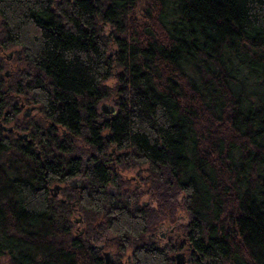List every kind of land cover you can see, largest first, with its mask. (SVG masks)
<instances>
[{"label":"trees","instance_id":"16d2710c","mask_svg":"<svg viewBox=\"0 0 264 264\" xmlns=\"http://www.w3.org/2000/svg\"><path fill=\"white\" fill-rule=\"evenodd\" d=\"M144 167L147 205L119 173ZM179 210L192 264H264V0H0V264H105L108 239L107 264H175L146 234Z\"/></svg>","mask_w":264,"mask_h":264},{"label":"rangeland","instance_id":"374dc122","mask_svg":"<svg viewBox=\"0 0 264 264\" xmlns=\"http://www.w3.org/2000/svg\"><path fill=\"white\" fill-rule=\"evenodd\" d=\"M106 29H109V28L106 27ZM12 50H14V49L5 51L2 54L3 57H4V63H5V67L2 69V73L4 72L5 74L6 73L10 74V73H12L14 71V69L16 67V63L12 59V53H13ZM8 57H10V59H7ZM113 82H114V80L110 79L106 83L108 85H110ZM19 99L21 100L22 98L19 96ZM33 105H35L37 107L36 104L33 103ZM102 105L107 106V108L108 107H114L115 112L117 111V106H116V104L113 101H111L110 99H103V100H101L99 102L98 109H99L100 113H102L104 116H107V114L105 115V112L101 109ZM29 106H32V105L27 103L26 106H25V109H28ZM36 107L34 108V110L31 112V114L28 117L32 116V118H34V119H37V117L38 118L41 117L39 115V113L37 112ZM19 108H20V106H19ZM24 112H25L24 108L23 109L20 108V110L17 113L15 119L23 118V113ZM13 125H14V122H8L7 124H5V128L6 129L10 128ZM6 131L7 130H5V132ZM19 134H22V132H19V131H15L14 132V136L18 137ZM111 149L114 150L113 156H115V155L118 156V152L116 151L115 147L114 146H112V147L110 146L109 149H108L109 153H110ZM120 169L121 170L120 171L118 170V171H119L121 177L124 179V183H123V181H121V183L124 184V187L125 188L127 187L128 189H131V190H136L138 195L141 193V195H139V203L140 204H142L144 202L148 203L149 197L146 194L147 184L144 183V177L147 175L146 172H145V167L142 168L143 171H141V168L140 169L139 168H128V169L120 168ZM77 179H79V178H77ZM77 179L73 180L74 184H77L76 186H78L80 184V182ZM55 182H53L50 185V188L54 187L58 183V182H56V183ZM59 184L62 185L63 187L68 186L71 189H75L76 188L75 185L68 184L67 182L59 183ZM51 193H52V191H51ZM57 196H59V195H57ZM79 217H80L79 214H76V213L71 216V219L74 222V227H73V234L74 235L79 234V231H80L81 228L84 229V226H83L82 222L79 223V224L76 223V220L79 219ZM165 223L167 225L169 222L166 221ZM187 223H188L187 213L185 211L179 210L178 213H177V219L175 220V224H173L175 226H174L173 231L171 233L169 232L171 226H168V225L166 227H161L160 226L158 229L155 230V232H152V230L150 232H148V233H150V236L149 237L147 236V239H149L151 241L153 239L159 238V239L164 241V237H162V233L167 231V235H166L165 240L167 239V241L170 244H174L175 241H173V240H177L176 238L186 240L185 231H184L185 228L184 227L186 226ZM105 237H109V236L106 235ZM93 243H94V245L100 244V241L97 242V243L96 242H93ZM107 243H108V245L107 246L105 245L106 246L105 251L109 252L112 256L115 257V255H116V247H115V245L111 244V241L109 239L107 240ZM176 251L174 253H176ZM178 251H185L186 252V247L184 246L182 249H178ZM131 255H132V248L129 247L127 249L124 257L122 258V261H123L122 264H129L130 259H131ZM186 256H189V254H186ZM193 258H195V256H193L191 254L189 256L188 264H192L191 260H193ZM202 263H205V262L203 261Z\"/></svg>","mask_w":264,"mask_h":264},{"label":"flooded vegetation","instance_id":"af4514ba","mask_svg":"<svg viewBox=\"0 0 264 264\" xmlns=\"http://www.w3.org/2000/svg\"><path fill=\"white\" fill-rule=\"evenodd\" d=\"M7 59H10V57H8ZM19 106H20V108L21 109H23L24 108V110H25V112L23 113V116H25V117H28L30 114H31V112L34 110V108L36 107L35 105H33V102L32 101H30V100H19ZM31 104L32 106H29V108L28 109H25V106H26V104ZM115 113V112H114ZM114 113H105V115L107 114V117H110L112 114H114ZM4 127V126H3ZM7 130V129H6ZM7 132H15L14 130H12V127H10V130H7ZM22 134H19V136H21ZM24 137H26V134H24ZM113 153H114V150H112L111 149V151H110V153H109V159H108V163L106 164V166H108V167H114L115 166V162L117 161V155H115V156H113ZM116 161H115V160ZM87 160H88V157H85V159H84V162H87ZM100 162H102V161H100ZM77 178H79V179H77ZM74 179H77L79 182H80V184L78 185V186H76L77 184H74ZM84 179H85V177L83 176V175H77V176H74V177H72V178H70V179H68V180H66V182L68 183V184H71V185H75V189H77V191H82V189L84 188V185H83V182H84ZM56 183V182H55ZM63 188V186L62 185H60L59 184V182L54 186V187H52V188H50V186H49V189H50V191H52V194L54 195V196H57L58 194H59V192L61 191V189ZM143 204V203H142ZM148 203H145V205H147ZM82 222V218H80L79 217V219H77L76 220V223L77 224H79V223H81ZM173 224H175V222H173V223H168L167 225L168 226H171V228H170V233L173 231V228H174V226L175 225H173ZM166 225V223L165 222H160V223H158L157 225H155V226H153L152 227V232H155V230L156 229H158L160 226L161 227H166L167 226ZM167 229V228H166ZM82 231H83V228H81L80 229V233L79 234H81L82 233ZM78 234V235H79ZM166 235H167V231H165V232H163L162 233V237H164V241L163 240H161V239H159V238H157V239H153V240H151V241H153V242H156L160 247H166V245H171V247H173V248H176V246L177 247H179V249H182L184 246L186 247V252L185 251H178V249H177V251H176V253H172L171 254V257H172V259L174 260V263L175 264H177L176 263V261H177V257H175V255L176 254H181L180 255V257H179V259L180 260H182V261H184L183 263H181V264H188V261H189V256L192 254V248H191V244L190 243H187V241H185L184 239H179V238H176L177 239V242L176 243H174V244H170L168 241H167V239L165 240V238H166ZM149 237L150 236V233H147L146 234V237ZM97 246V248L99 249V250H101L102 251V255H103V257H104V262H105V264H107L108 262H110L111 261V259H112V255L109 253V252H107V251H105V249H106V246H105V243L104 242H100V244H97L96 245ZM188 252V253H187ZM186 254H189V256H186ZM107 261V262H106Z\"/></svg>","mask_w":264,"mask_h":264},{"label":"water","instance_id":"95a60500","mask_svg":"<svg viewBox=\"0 0 264 264\" xmlns=\"http://www.w3.org/2000/svg\"><path fill=\"white\" fill-rule=\"evenodd\" d=\"M101 109H102L105 113H114V112H115L114 107H108V108H107V106H105V105H102V106H101ZM3 129L6 130L5 127H3ZM7 130H10V128H7ZM180 255H181L180 253L175 255V257H177V261H176L177 264H181V263L184 262V261H182V260L179 259ZM106 262H107V261H106Z\"/></svg>","mask_w":264,"mask_h":264}]
</instances>
